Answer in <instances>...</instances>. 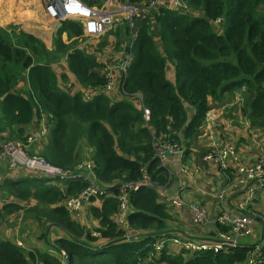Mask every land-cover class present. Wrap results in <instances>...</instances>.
I'll return each mask as SVG.
<instances>
[{
  "label": "trees",
  "instance_id": "trees-1",
  "mask_svg": "<svg viewBox=\"0 0 264 264\" xmlns=\"http://www.w3.org/2000/svg\"><path fill=\"white\" fill-rule=\"evenodd\" d=\"M83 1L97 6L104 2ZM184 1L188 13L159 7L134 18V38L125 46L131 58L121 78L120 99L102 92L107 77L95 56L75 46V40H63L64 34L68 39L82 35L80 22L62 21L51 49L36 35L15 31L14 25L0 27V139L24 141L25 126L46 116L48 134L36 155L61 169L73 168L81 160L80 144L85 143L93 162L92 178L112 194L90 197L88 211L98 222L91 228L73 220L63 205L87 181L4 174L0 192L13 199L0 207V218L25 209L44 227L40 237L48 247L26 250L0 239V264H246L250 243L192 255L167 242L155 249L159 237L173 235L172 216L156 189L169 175L155 145L173 140L188 147L200 134L212 104H223L236 92L250 126L264 131V0ZM30 4L36 7L39 2ZM9 18L10 14L3 21ZM123 27L113 28L114 48L128 29ZM61 58L66 70L57 73L53 64ZM20 81L26 85L21 90L16 89ZM68 81L71 87H63ZM89 91L93 93L86 98ZM144 176L150 184L129 191L127 223L120 227L113 221L118 187ZM30 200L27 207L20 205ZM55 228L61 235L52 240Z\"/></svg>",
  "mask_w": 264,
  "mask_h": 264
},
{
  "label": "built area",
  "instance_id": "built-area-1",
  "mask_svg": "<svg viewBox=\"0 0 264 264\" xmlns=\"http://www.w3.org/2000/svg\"><path fill=\"white\" fill-rule=\"evenodd\" d=\"M137 1V0H136ZM134 1L128 0H104L100 5H88L83 0H39L41 12L38 15V20L44 21L47 25H52L55 30L64 20H75L80 22L82 26V35L88 37H99L103 33L111 30L112 26L115 27L126 21V28L132 32L131 41L134 38V25L133 17H144L147 9L153 10L159 7L170 8L179 12H189V7L184 0H148L147 9L140 5L139 7L133 6ZM219 21V20H218ZM51 27V26H50ZM114 27V28H115ZM64 38V35H63ZM113 44L111 43L110 46ZM131 54L124 50L120 51L113 61L103 60L95 56L96 61L101 65L103 73L107 77V83L102 88L103 93L110 94L116 91V84L121 87V78L125 74L126 68L130 62ZM119 73L120 80L117 82L116 73ZM92 91L87 92L86 98L92 94ZM135 101H141L138 95ZM140 104V103H139ZM141 106V105H140ZM143 107V106H142ZM145 117L148 115L147 109L143 107ZM46 117V116H42ZM48 120V118H46ZM42 121H45L43 119ZM48 132V128L44 127L41 134ZM37 139L35 134H28L24 141H4L0 140V161L9 160L11 168H22L30 173L45 174L60 180L82 178L87 181L83 189L75 195L67 196L63 205L69 211L70 215L79 216L83 201H88L90 197L112 195L107 188H103L96 183L92 178V160L89 163L78 164L76 169H61L53 166L44 161V159L37 155H29L26 152L25 146L30 142ZM155 152L159 158L160 165L166 168L165 164L168 157L172 156L174 159L181 161L184 157L183 145L173 141L164 140L159 141L155 145ZM24 154H27L26 156ZM235 154V149L230 144H225L220 147H213L205 152L203 159L206 161L215 162L221 166H226L228 159ZM167 169V168H166ZM234 183L242 190V197L236 201L232 207L234 211L223 210L215 221L220 228L207 238L197 239L188 238L186 236L175 234L169 238L165 236L159 237L155 243V249L161 250L165 242L177 249L186 250L189 254L200 251L212 250L214 252L227 251L239 243V238L244 236H251L254 233V226L257 220H260L264 232V217L258 216L247 211L248 206L255 198L259 190H264V160L253 161L248 163H238L233 169ZM146 183L150 184L146 176L138 181H125L118 187L119 192L115 195L119 201L117 210L113 215V221L120 227H125L127 223V215L129 212L128 193L139 189L140 185ZM159 199L166 205H172L178 208L184 206L182 200L172 198L165 194L163 186H156ZM228 188H222L217 193L218 201L225 200ZM191 221L193 224L198 225L207 218V211L198 205H190ZM225 226L226 229L221 228ZM130 235V234H128ZM263 241V239H262ZM20 245L19 242H15ZM264 246L253 244V247L246 255V264H264V253L262 251ZM61 254L65 256L64 251Z\"/></svg>",
  "mask_w": 264,
  "mask_h": 264
},
{
  "label": "crops",
  "instance_id": "crops-1",
  "mask_svg": "<svg viewBox=\"0 0 264 264\" xmlns=\"http://www.w3.org/2000/svg\"><path fill=\"white\" fill-rule=\"evenodd\" d=\"M37 1L39 2V0ZM32 9L34 11L31 12V17L37 20L41 12L40 3ZM262 11L264 12V6H262ZM110 47L111 49H108V51L111 52V56L107 60L113 61L119 52L124 50V44L120 43L118 48ZM116 80L117 82L120 80L118 72L116 73ZM20 83L21 82L18 83L16 89L21 87ZM116 85V91L110 93L109 96L114 99H120L121 87L119 88V84ZM25 87L26 85L23 82L22 88L24 89ZM240 107V92H236L233 97H227L223 104L213 103L211 109L206 114L205 121L200 129V134L192 140L188 147H183V159L179 161L172 156L168 157L165 166L168 171L169 179L163 186L164 192L167 196L178 198L184 203V206L181 208L166 205L168 212L172 216L170 226L173 230V235L180 234L188 238L197 239H204L212 236L218 227L220 228V225L215 221L217 215H219L221 211L227 209L231 212L234 211L232 207L236 201L242 197V190L234 183L233 169L241 162L248 163L264 160V131L251 127L247 118L242 114ZM46 118L47 117L41 116L33 119L25 126L27 133L35 134L38 140H44L47 132L41 134V130L44 127L49 129V123ZM43 119H45L46 122L42 121ZM225 144H230L235 149V154L228 159L226 166H221L215 162L203 159L206 151ZM3 171L5 175L12 178H16L20 175H33V173L20 167L15 170L10 169L7 171L5 168ZM55 184L59 185V183ZM62 188L64 189V187ZM222 188H228L229 190H227L225 200L218 201L216 195ZM24 202L27 203L29 201H21L20 205H22V207H27L28 204L23 205ZM30 203L32 204L33 201L30 200ZM190 205L201 206L207 211V218L203 220L201 224L195 225L192 223ZM88 207L89 200L83 201L82 211L79 216L75 218L71 215V217L73 220L82 222L87 227H90L87 225V222L85 223V219H83V214H85L84 216L89 218V222L97 226L98 222L90 216ZM247 211L264 217V190H259L257 192L255 198L248 206ZM26 215L32 214L29 213ZM259 219L254 226L253 235L239 238L240 243L263 245L264 240L262 241V238L264 232H262L263 227ZM6 233L7 232H5V234ZM24 233L25 232L18 234L13 232L10 238L4 237V234L1 233L0 239L12 242L18 241L20 244L19 246L28 250L30 246H28L29 244L27 241L24 242ZM51 235L55 238L61 235V232L55 228V231L51 232ZM31 236L33 237V234ZM54 238L52 237L51 239L53 240ZM28 241L32 243V241L36 242V239L29 238ZM22 243H24V245ZM169 245L177 250L175 246ZM44 246H46L47 249L48 246L45 242Z\"/></svg>",
  "mask_w": 264,
  "mask_h": 264
},
{
  "label": "rangeland",
  "instance_id": "rangeland-1",
  "mask_svg": "<svg viewBox=\"0 0 264 264\" xmlns=\"http://www.w3.org/2000/svg\"><path fill=\"white\" fill-rule=\"evenodd\" d=\"M124 1L128 2V0H124ZM31 2H32V0H0V13L2 12V14H0V27H6L9 24L14 25L15 31H18L19 29H21L25 32H29L33 35H36L39 39H41L44 42V44L46 45L47 48L51 49L53 46V40H54L55 32H56L55 27H53L52 25H50L51 27L47 26V24L44 21H41L38 19L37 20L31 19L30 14L32 11L31 9L33 8V6H31L32 4H30ZM133 3H134L133 6L139 7L140 5H143V7H145V9H147L146 3H148V0H137V1H134ZM157 9H155V8H153V10L147 9V11L151 12V14H152L153 12L157 11ZM9 14L11 16V19L9 18V19H6L5 21H3L4 17L8 16ZM135 17L132 18V21L134 20ZM133 23H134V21H133ZM120 25H123L124 27H126V21H122L121 24H118L117 26H120ZM114 27H115V25L112 26L110 31H108L107 33H103L99 37L93 38V37L81 35L79 37L68 39L67 35L64 34L63 40L66 41L67 43H71L72 41L75 40L76 41L75 46H78L79 48L86 50V52H89L90 54H93L94 56H98V57L102 58L103 60H107L111 56V52L108 51V49H111V47H110L111 41L110 40L114 39V35L112 34ZM124 33L125 34H123L121 36L120 43L124 44V47H125L126 45L127 46L130 45L131 38H132V32L129 31L128 29H126ZM155 42L157 43L159 49L162 50V47L160 46L158 38H155ZM104 58H106V59H104ZM53 67L57 73H60L61 71H65L66 70L65 58H61L58 62L54 63ZM170 72L171 71H169V74H170ZM20 82H21L20 83L21 87L19 89L21 90V89H23L22 88L23 87V81H20ZM62 85L65 88L71 87L70 81H68L67 83H62ZM119 88H120V86H119ZM84 96L86 97V95H84ZM47 134H48V132L46 133V137H47ZM1 135L2 134H0V136ZM26 136H27V131H26ZM5 141L11 142L14 140H5ZM15 141H18V140H15ZM42 141L43 140H41V139H39V140L37 139L36 141L30 142L27 146H25V149L27 150V152L35 153L32 155H36V154H38V149L41 148ZM84 144L85 143L80 144L81 160L73 168H67L68 170L69 169L74 170V169H76V166L78 164H85V163H89V161H91L90 149L87 146H84ZM0 167H1L0 168V176L1 177H3V175H4L3 169L6 168V171L10 170V169L11 170L17 169V168H11L9 166L8 158L0 161ZM33 174H37V173H33ZM56 183H58V182H56ZM11 199H13V198H9L8 195H3L0 192V207L5 202H8V200H11ZM27 204H31L30 201L27 203H25V202L23 203V205H27ZM26 214H29V213L26 212L25 209H20L17 211V213L12 214V215L11 214L10 215H1V218H0V234L3 233L4 237L10 238L12 236L13 232L18 233V234H22L23 232H25L23 235V239H24V242H26V241L28 242V244H29L28 246H30V248L28 247V249L38 248V249L46 251V246H44V239L40 237V234L44 231V227H42L38 223V221H36L35 216L26 215ZM84 215L85 214H83V219H85V223L87 222V225L90 226L91 228L95 227L93 223L89 222V218L84 216ZM10 217H11V219H10ZM74 217L76 218L77 216H74ZM83 222H84V220H83ZM5 232H7V233L5 234ZM32 234H33V237L31 236ZM50 237L54 238V236L51 234H50ZM29 238H35L36 242L32 241V243H31L30 241H28ZM258 238H259V236H258ZM16 242H18V241H16ZM97 242H100V241L98 240ZM22 244L24 245V243H22Z\"/></svg>",
  "mask_w": 264,
  "mask_h": 264
},
{
  "label": "water",
  "instance_id": "water-1",
  "mask_svg": "<svg viewBox=\"0 0 264 264\" xmlns=\"http://www.w3.org/2000/svg\"><path fill=\"white\" fill-rule=\"evenodd\" d=\"M25 156L27 155V154H24Z\"/></svg>",
  "mask_w": 264,
  "mask_h": 264
}]
</instances>
